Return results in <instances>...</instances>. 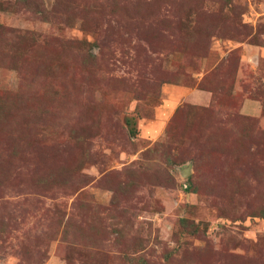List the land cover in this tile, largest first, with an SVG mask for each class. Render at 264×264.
Masks as SVG:
<instances>
[{
    "label": "rangeland",
    "instance_id": "obj_1",
    "mask_svg": "<svg viewBox=\"0 0 264 264\" xmlns=\"http://www.w3.org/2000/svg\"><path fill=\"white\" fill-rule=\"evenodd\" d=\"M0 264H264V0H0Z\"/></svg>",
    "mask_w": 264,
    "mask_h": 264
},
{
    "label": "crops",
    "instance_id": "obj_2",
    "mask_svg": "<svg viewBox=\"0 0 264 264\" xmlns=\"http://www.w3.org/2000/svg\"><path fill=\"white\" fill-rule=\"evenodd\" d=\"M246 108H247V106H246Z\"/></svg>",
    "mask_w": 264,
    "mask_h": 264
}]
</instances>
